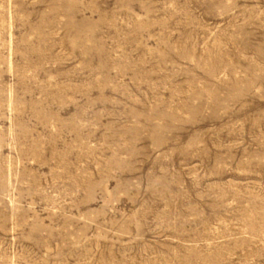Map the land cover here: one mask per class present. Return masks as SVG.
Masks as SVG:
<instances>
[{
  "label": "rangeland",
  "instance_id": "rangeland-1",
  "mask_svg": "<svg viewBox=\"0 0 264 264\" xmlns=\"http://www.w3.org/2000/svg\"><path fill=\"white\" fill-rule=\"evenodd\" d=\"M0 264H264V0H0Z\"/></svg>",
  "mask_w": 264,
  "mask_h": 264
}]
</instances>
